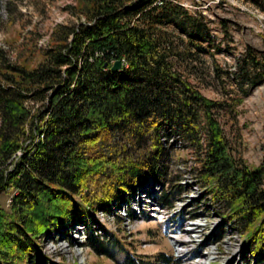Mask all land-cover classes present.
<instances>
[{
    "label": "trees",
    "instance_id": "trees-1",
    "mask_svg": "<svg viewBox=\"0 0 264 264\" xmlns=\"http://www.w3.org/2000/svg\"><path fill=\"white\" fill-rule=\"evenodd\" d=\"M80 1L86 20L58 25L36 67L2 59L10 73L0 80V193H15L9 212L0 210V264H55L40 237L79 223L95 254L123 256L117 264H182L166 253L146 261L91 224L137 186L164 181L169 137L190 150L218 212L263 260L264 161L251 167L232 154L215 114L225 103L204 96L170 60L180 55L173 35L204 51L211 21L173 0ZM236 68L246 96L264 81V54L248 46ZM32 101L40 103L34 113Z\"/></svg>",
    "mask_w": 264,
    "mask_h": 264
},
{
    "label": "rangeland",
    "instance_id": "rangeland-1",
    "mask_svg": "<svg viewBox=\"0 0 264 264\" xmlns=\"http://www.w3.org/2000/svg\"><path fill=\"white\" fill-rule=\"evenodd\" d=\"M81 5L80 0H0V54L5 56L0 55V80L10 73L3 60L27 69L42 62L58 25H78L86 20L80 13ZM245 7L249 11L215 10L216 17L209 25L211 41L203 43L204 51L186 46L173 35V52L180 55L170 60L204 96L225 103L215 114L230 150L256 167L264 161V81L250 88L246 96L235 81L237 59L246 47L264 54V1ZM221 20L226 21L227 31ZM27 104L33 113L40 106L37 101ZM164 142L165 179L154 183L153 199L140 193L144 200L138 203L133 195L128 201L132 211L127 214L121 203L97 210L98 222H91L95 232L105 240L116 236L126 249L150 262L166 253L182 264H264V259L246 252L243 237L218 212L221 209L192 169L196 162L190 150L177 138ZM151 187L142 186L143 191L148 188L147 194H151ZM14 193L13 188L0 193V210L9 212ZM163 195L167 197L164 204L160 199ZM74 226L64 234L40 237L42 252L51 262L117 264L123 260L117 250L115 261L95 254L87 244L86 225Z\"/></svg>",
    "mask_w": 264,
    "mask_h": 264
},
{
    "label": "built area",
    "instance_id": "built-area-1",
    "mask_svg": "<svg viewBox=\"0 0 264 264\" xmlns=\"http://www.w3.org/2000/svg\"><path fill=\"white\" fill-rule=\"evenodd\" d=\"M178 5L184 7L189 10L193 14L202 16L206 20L212 21L215 19L216 9H224V10H234V11H247L248 9L245 7L247 4L256 1H264V0H173ZM160 4L161 1L159 0ZM249 11V10H248ZM156 201V200H155ZM157 202V201H156ZM125 204H123L122 208L125 210V214L127 213Z\"/></svg>",
    "mask_w": 264,
    "mask_h": 264
},
{
    "label": "bare ground",
    "instance_id": "bare-ground-1",
    "mask_svg": "<svg viewBox=\"0 0 264 264\" xmlns=\"http://www.w3.org/2000/svg\"><path fill=\"white\" fill-rule=\"evenodd\" d=\"M148 183L149 184H145V187L146 186H152L151 188H152V191H151V194H147L148 193V188L145 190V191H143V188H142V186L140 187V186H137V188H135V190H134V194H131L130 196H128L127 197V200L128 199H133V195L135 196V198H136V196H137V200H136V202L138 201V203H142V201L144 200L143 198H142V200H141V195L143 194V197L144 196H146V197H148L149 199H153V197H154V184L153 183H151V179L148 181ZM140 193H142V194H140ZM127 201H125V202H123V203H126ZM148 202H150V201H148ZM126 208L128 209L129 208V206H126Z\"/></svg>",
    "mask_w": 264,
    "mask_h": 264
},
{
    "label": "water",
    "instance_id": "water-1",
    "mask_svg": "<svg viewBox=\"0 0 264 264\" xmlns=\"http://www.w3.org/2000/svg\"><path fill=\"white\" fill-rule=\"evenodd\" d=\"M120 67H121V62H120V61H116V62L113 64V66H112L113 69H119Z\"/></svg>",
    "mask_w": 264,
    "mask_h": 264
}]
</instances>
